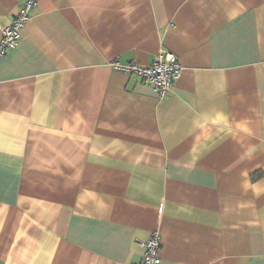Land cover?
<instances>
[{
	"label": "crops",
	"instance_id": "0c3cea01",
	"mask_svg": "<svg viewBox=\"0 0 264 264\" xmlns=\"http://www.w3.org/2000/svg\"><path fill=\"white\" fill-rule=\"evenodd\" d=\"M165 50L162 99L111 66ZM153 231L162 264H264V0H37L0 58V264H134Z\"/></svg>",
	"mask_w": 264,
	"mask_h": 264
},
{
	"label": "built area",
	"instance_id": "2783aa9c",
	"mask_svg": "<svg viewBox=\"0 0 264 264\" xmlns=\"http://www.w3.org/2000/svg\"><path fill=\"white\" fill-rule=\"evenodd\" d=\"M37 0H25L19 13L10 24L0 23L2 35L0 37V58L10 49L16 47L22 36V29L29 20L30 12ZM111 66L125 73L136 75L143 84L153 87L158 98L166 97L180 78L182 66L178 57L171 51H162L150 64H141L136 61L122 63L112 61ZM144 247L142 259L134 264H162L161 238L158 231H153L150 237L140 243Z\"/></svg>",
	"mask_w": 264,
	"mask_h": 264
}]
</instances>
